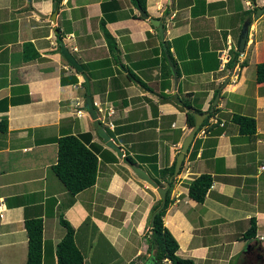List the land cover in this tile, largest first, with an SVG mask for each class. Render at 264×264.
I'll list each match as a JSON object with an SVG mask.
<instances>
[{"label":"crops","instance_id":"0c3cea01","mask_svg":"<svg viewBox=\"0 0 264 264\" xmlns=\"http://www.w3.org/2000/svg\"><path fill=\"white\" fill-rule=\"evenodd\" d=\"M263 5L146 0L145 17L134 0H0V118L7 124L0 129V264L24 263V218L34 216L43 220L42 264H56L60 215L74 228L82 264H141L152 255L147 237L159 195L96 131L87 84L61 43L82 64L107 132L151 177L176 159L193 126L187 111L210 110L169 185L163 222L177 254L197 264H264V82L255 74L264 61V9L253 17ZM150 16L164 23L163 39ZM246 19L244 50L229 66ZM234 112L253 116L255 131L240 132ZM82 132L87 145L101 146L97 173L72 194L53 165L58 138ZM200 173L212 183L197 201L188 184ZM251 223L255 233L245 237Z\"/></svg>","mask_w":264,"mask_h":264},{"label":"trees","instance_id":"16d2710c","mask_svg":"<svg viewBox=\"0 0 264 264\" xmlns=\"http://www.w3.org/2000/svg\"><path fill=\"white\" fill-rule=\"evenodd\" d=\"M134 2L142 9L146 8V0H134ZM253 9V11L256 10L255 7H253ZM252 10H248V16H250ZM105 35L109 46L114 49L116 45L113 37L107 31H105ZM230 54L231 56L226 62L229 66L237 60L240 51L236 47L231 49ZM164 57L167 59L166 56ZM171 60L174 61L172 55ZM255 74L258 82H264V61L256 63ZM212 113H214V110H211L210 114ZM207 118L208 116L205 120ZM231 119L238 124L240 132L251 133L255 131V118L253 116L234 112ZM186 120L189 125H193L194 115L192 112L187 111ZM6 125V117L2 116L0 118V129H5ZM88 133L89 132H82L80 134L66 133L58 138V157L53 168L67 190L72 194L85 187L91 186L96 179L98 163L97 152L101 146L97 143H90L91 145H87L83 137L88 136ZM111 157L115 156L111 155ZM123 157L136 164L135 158L128 152H126ZM154 157L155 156H151L150 158ZM174 165L175 160L169 166L160 168L159 176H153L152 178L159 185L162 184V180L169 182L171 187L173 179L169 181L168 176L173 172ZM211 183V174L200 173L188 184L189 196L197 201H202ZM170 187L166 193V202L164 206L155 214L154 223L149 227V235L147 237L148 249L152 252L155 264H162L164 262L163 258L165 257H167L172 264H197L191 257H183L177 254L176 251L179 246L178 241L163 222V215L169 202ZM159 203L160 199L152 207V211ZM59 222L63 226L64 232L56 244V264H82L84 254L75 241L74 228L62 215L59 216ZM251 224L247 232L243 234L245 237L253 236L255 233L254 224ZM24 226L27 234V256L23 264H42L43 220L40 216L25 217Z\"/></svg>","mask_w":264,"mask_h":264},{"label":"water","instance_id":"95a60500","mask_svg":"<svg viewBox=\"0 0 264 264\" xmlns=\"http://www.w3.org/2000/svg\"><path fill=\"white\" fill-rule=\"evenodd\" d=\"M138 9H139L141 15L148 17V13L146 12L145 9H142L140 6L138 7ZM263 9H264L263 6H257L256 12L253 14V17H256L257 15L261 14ZM149 20L155 26H157L160 38L163 39L164 23L161 21V19L159 17H156V16H150ZM250 22H251L250 19H246L244 21L242 28H241V31L238 35L237 49L240 52H243V50H244L246 40H247V35H248V27H249ZM163 45H164V42H163ZM164 49H165V53H166L167 59L169 61V64L171 66V69L175 75L176 74L175 65H174L173 61L171 60L169 53L166 51L165 46H164ZM61 52L64 55V57L66 58V60L71 65H73L78 71H81V75L87 84V94H86V98H85V107H86L87 113L93 119V122H94L95 127H96V131L101 136L102 140L106 144L111 146L116 151V153L118 155H124V152H123V149L121 148V146L112 139V137L107 132V130L105 129V127L103 126L102 122L100 121V119L98 117L97 109L95 108V105L93 104V101H92L91 96L89 94V86H88L89 81H88V78H87L85 72L82 70L83 69L82 64L77 61V59L74 57V55L71 53V51L63 43H61ZM218 94L219 93H217L216 98L214 99V102L216 101ZM176 100H179V99L176 98ZM212 108L213 107L211 106V109ZM188 109L190 110L189 107H188ZM191 112L194 115V124H193L192 128L190 129V131L188 132V134L185 136V138L182 141V145L180 147V150H179L178 154L176 155L174 170H173L172 174L169 176V181H171L172 178L178 174V172L181 168V164H182L183 158L185 156V153L187 152L188 147L190 145V142H191L196 130L198 129V127L202 123L204 116L208 115L210 110H206V111H202V112L196 111V110H191ZM125 160H126L127 164L130 166V168L133 170V172L138 177H140L141 179H143V180L147 181L149 184H151L156 189V191L159 195L160 203L152 211L151 216H150V224L153 225L155 214L164 206V204L166 202V193H167V190H168V187L170 184L169 183H167L166 185L157 184V182L149 175V173L143 167L135 164L131 160H128V159H125ZM141 264H155V260L151 255L147 261H144Z\"/></svg>","mask_w":264,"mask_h":264},{"label":"built area","instance_id":"2783aa9c","mask_svg":"<svg viewBox=\"0 0 264 264\" xmlns=\"http://www.w3.org/2000/svg\"><path fill=\"white\" fill-rule=\"evenodd\" d=\"M230 48H231V47H230V41L228 40V43H227V45H226V48H225L224 52L222 51L221 54H220L222 66H224L223 63H224V62L228 59V57H229L228 50H229ZM222 53H223V54H222ZM163 261H165V262H170V260L167 259V257L163 258Z\"/></svg>","mask_w":264,"mask_h":264},{"label":"rangeland","instance_id":"374dc122","mask_svg":"<svg viewBox=\"0 0 264 264\" xmlns=\"http://www.w3.org/2000/svg\"><path fill=\"white\" fill-rule=\"evenodd\" d=\"M251 13V12H250ZM254 13V12H253ZM244 16V15H243ZM244 20V19H243ZM243 25V24H242ZM151 256V254H149V256H147V259H145V261H147L149 259V257Z\"/></svg>","mask_w":264,"mask_h":264},{"label":"clouds","instance_id":"9594fccd","mask_svg":"<svg viewBox=\"0 0 264 264\" xmlns=\"http://www.w3.org/2000/svg\"><path fill=\"white\" fill-rule=\"evenodd\" d=\"M165 262V261H164ZM172 264V263H171Z\"/></svg>","mask_w":264,"mask_h":264}]
</instances>
